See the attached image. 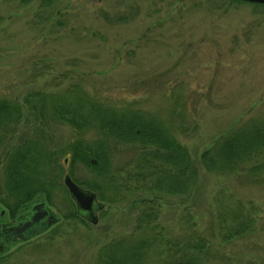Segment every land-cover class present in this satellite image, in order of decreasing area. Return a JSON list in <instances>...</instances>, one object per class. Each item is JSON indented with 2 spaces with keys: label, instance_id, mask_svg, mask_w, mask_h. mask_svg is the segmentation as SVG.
I'll use <instances>...</instances> for the list:
<instances>
[{
  "label": "rangeland",
  "instance_id": "1",
  "mask_svg": "<svg viewBox=\"0 0 264 264\" xmlns=\"http://www.w3.org/2000/svg\"><path fill=\"white\" fill-rule=\"evenodd\" d=\"M67 90L157 118L199 165L216 137L264 115V7L242 0H0V97L18 105L21 117L0 146V198L11 201L2 187L6 146L32 139L44 160L42 195L49 194L57 218L0 251V264H101L105 247L119 242L147 244L140 264L187 255L199 264H264V170H246L264 168V152L233 173L199 165L195 185L181 193L132 181L116 193L109 186V201L97 197L103 207L96 222L78 215L64 176L104 182L96 169L71 163L70 144L104 140L119 177L140 145L116 142L92 125L79 131L52 115ZM143 210L153 219L138 228ZM237 210L253 221L226 240L223 219ZM0 211V223H9L22 208L12 216L0 203ZM198 239L205 242L201 251L186 246Z\"/></svg>",
  "mask_w": 264,
  "mask_h": 264
},
{
  "label": "trees",
  "instance_id": "2",
  "mask_svg": "<svg viewBox=\"0 0 264 264\" xmlns=\"http://www.w3.org/2000/svg\"><path fill=\"white\" fill-rule=\"evenodd\" d=\"M252 4L264 7L261 3ZM75 93L76 91L67 90V96L58 100V104L51 106L52 115L79 131L92 125L104 136H110L116 142L140 145L137 156L125 162V175L119 177L120 169L113 171L110 168L111 156L104 140L95 146L81 138L70 144L71 163L80 161L96 169V180L104 182V185L98 184L95 180L94 183L79 182L71 172L70 176L78 185H86L93 190L92 192L101 200L109 201V197L103 193L104 189L110 186L116 193L122 188H130L126 185L130 181L142 183V186L158 192L181 193L195 185L199 165L212 173H233L244 163L264 152V115L251 116L216 137L211 146L200 153L197 165L185 146L174 139L169 128L157 118L147 116L143 112L130 111L128 108H110L91 97L84 94L74 95ZM41 99L44 100L43 97ZM41 109H44V106H41ZM19 110L18 105L0 97V146L12 130V123L18 122L21 118ZM177 115L180 119L184 118L182 111ZM174 125L178 128L183 126L182 122ZM3 158L2 187L11 201L0 198V203L10 210L12 216L19 208L23 210L37 197H43L49 203V194L45 197L42 195L46 190L39 178L41 172L38 170L44 164V160L36 141L28 139L18 146L7 145ZM262 169L264 170L262 164L246 168L252 175H256ZM152 215L150 211H141L137 227L149 223L153 219ZM252 221L253 218L244 215L240 210L232 211L228 218L223 219L222 227L226 229L223 238L229 240L242 235L251 226ZM145 245H147L145 242L127 247H123L120 242L109 245L105 247L101 264H140L139 250ZM186 246L201 251L205 242L198 239L193 245ZM172 264L199 263L196 258L187 255Z\"/></svg>",
  "mask_w": 264,
  "mask_h": 264
},
{
  "label": "water",
  "instance_id": "3",
  "mask_svg": "<svg viewBox=\"0 0 264 264\" xmlns=\"http://www.w3.org/2000/svg\"><path fill=\"white\" fill-rule=\"evenodd\" d=\"M243 1L264 4V0ZM63 182L70 197L75 202L78 215L96 222V212L103 207V203L97 200L95 193L82 188L73 181L69 174L64 176ZM37 199L30 205L29 210L21 215L25 217L24 221L0 230L1 247H6L16 238L23 241L29 240L56 222L57 218L49 211L46 200L43 197H37Z\"/></svg>",
  "mask_w": 264,
  "mask_h": 264
},
{
  "label": "flooded vegetation",
  "instance_id": "4",
  "mask_svg": "<svg viewBox=\"0 0 264 264\" xmlns=\"http://www.w3.org/2000/svg\"><path fill=\"white\" fill-rule=\"evenodd\" d=\"M38 199L32 201L30 203V205L34 202H36ZM30 205H28L27 207H25L17 216L16 218L9 222V223H5V222H2L0 223V230L3 229V228H7V227H10V226H14V225H18L20 222L24 221L25 220V217H22L21 215H23L25 212H27L30 208ZM50 211V210H49ZM51 212V211H50ZM52 213V212H51ZM53 214V213H52ZM0 215H3V212L0 211ZM54 215V214H53ZM14 241H22V242H26L27 240L23 241L21 240L20 238H16L15 240L11 241L6 247H8L12 242ZM5 247H1L0 246V251H2Z\"/></svg>",
  "mask_w": 264,
  "mask_h": 264
}]
</instances>
